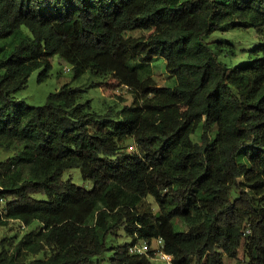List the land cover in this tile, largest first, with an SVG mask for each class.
<instances>
[{"label": "trees", "instance_id": "1", "mask_svg": "<svg viewBox=\"0 0 264 264\" xmlns=\"http://www.w3.org/2000/svg\"><path fill=\"white\" fill-rule=\"evenodd\" d=\"M225 25L263 35L264 0H0V40L20 36L0 47V147L14 152L0 160V225L39 223L0 264H158L156 249L130 252L158 239L174 264H243L241 249L264 264V39L231 63L235 45L214 37ZM56 55L76 77L129 86L133 103L101 113L66 83L25 105L16 92ZM157 58L174 85L143 76ZM121 228L131 241L110 245Z\"/></svg>", "mask_w": 264, "mask_h": 264}, {"label": "rangeland", "instance_id": "2", "mask_svg": "<svg viewBox=\"0 0 264 264\" xmlns=\"http://www.w3.org/2000/svg\"><path fill=\"white\" fill-rule=\"evenodd\" d=\"M225 25L223 29L215 34V38L221 40L223 44L230 48V44H234V51L227 53L224 51L221 57L225 60L232 62L244 61L247 59V51L251 48L252 44L260 42L264 39V34L261 35L252 28H243L240 25ZM28 30L25 29L19 35H27ZM20 36L13 38H7L0 40V47L8 45L12 48L19 43ZM46 67L42 66L35 69L27 80L25 88L16 92L15 96L19 100H24L25 105H43L48 95L51 92L59 90L64 84L71 83L72 86H80L83 88L84 93L82 96L83 101H89L92 109L101 113H106L110 109H121L124 105H131L134 101L131 88L127 85H102V81L106 77L95 76L91 71H87L80 77H76L73 66L67 63L61 62L58 55L53 57L52 67L46 75ZM143 76H152L161 85H174L176 78L174 75L167 72L165 69V62L162 58H157L152 63L144 65L142 70ZM216 126H213L208 130L211 137L216 135ZM203 132L202 126L199 129V134ZM122 146L124 149L132 151L135 148V143L132 138L126 139ZM13 150H6L0 147V160L6 159L12 155ZM65 178H72V180L87 189H91L94 186V181L86 179L82 173L81 168H72L66 171ZM41 197V196H39ZM149 202L153 208L159 211V206L153 197H148ZM178 230L188 229V223L183 218L174 219ZM38 222L35 221L31 225L26 226L19 221L10 220L5 225H0V251L5 249L8 252L15 250L16 244L22 238V236L30 231H35ZM126 241H131V237L127 235L126 231L121 228L117 235L110 238V245L122 244ZM153 249L158 247V243L154 241L152 243ZM43 252L39 254H30L29 258L44 257ZM111 253H108L104 259H101L100 264H110L109 257ZM240 256L243 259V264H248V259L244 255L243 249L240 251Z\"/></svg>", "mask_w": 264, "mask_h": 264}, {"label": "built area", "instance_id": "3", "mask_svg": "<svg viewBox=\"0 0 264 264\" xmlns=\"http://www.w3.org/2000/svg\"><path fill=\"white\" fill-rule=\"evenodd\" d=\"M247 232H250V229H247ZM158 247L156 248L155 254L153 256V260H155L158 264H174L173 257L171 254L166 253L162 249L163 240H157ZM152 245L147 241H140L136 244L130 246V252L139 253V254H147L150 249H152Z\"/></svg>", "mask_w": 264, "mask_h": 264}, {"label": "clouds", "instance_id": "4", "mask_svg": "<svg viewBox=\"0 0 264 264\" xmlns=\"http://www.w3.org/2000/svg\"><path fill=\"white\" fill-rule=\"evenodd\" d=\"M157 242V241H156ZM152 245V244H151ZM153 249V248H152Z\"/></svg>", "mask_w": 264, "mask_h": 264}]
</instances>
